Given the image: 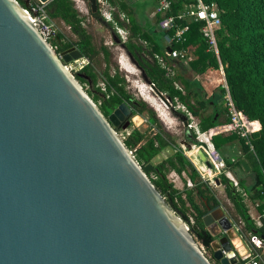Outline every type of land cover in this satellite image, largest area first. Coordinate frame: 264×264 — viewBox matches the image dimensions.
<instances>
[{
  "label": "water",
  "instance_id": "obj_1",
  "mask_svg": "<svg viewBox=\"0 0 264 264\" xmlns=\"http://www.w3.org/2000/svg\"><path fill=\"white\" fill-rule=\"evenodd\" d=\"M87 1L96 12L97 0ZM76 74L85 76L67 68L26 6L0 0V264H212L117 133L129 107L104 116ZM219 209L202 216L210 234L214 222L225 233L211 241L212 257L243 264Z\"/></svg>",
  "mask_w": 264,
  "mask_h": 264
},
{
  "label": "trees",
  "instance_id": "obj_2",
  "mask_svg": "<svg viewBox=\"0 0 264 264\" xmlns=\"http://www.w3.org/2000/svg\"><path fill=\"white\" fill-rule=\"evenodd\" d=\"M23 6H28L35 0H18ZM109 8V19H105L99 9L91 12L92 17L111 30L115 40L122 44V48L130 53L136 60L154 86L169 98L170 110L174 116L182 121H188V113L198 118L197 129L200 132L220 124L218 113L225 114L228 121V111L224 103L226 89L219 84L217 91L208 99L199 92L200 86L196 80L176 72H170L172 64L160 49V46L151 34L144 30L133 18L132 8L124 0H102ZM170 6L164 16H157V21L167 15L176 16L178 11L184 10L185 5L195 0H169ZM204 3H214L220 18V26L215 30V52L209 48L199 27L201 21L189 20L187 29L179 39L173 37L175 26L166 29L172 37L171 49L187 50L194 46L195 57L189 61L190 67L197 73L207 69H223V78L227 85L230 98L236 108L242 110L250 120H257L260 127L248 135L247 142L236 132L228 134L217 133L211 136L210 141L217 150L231 140H237L241 145V156L235 159L223 157L225 167L236 164L242 167L240 161L245 158L253 173V181L247 186L245 179L238 176L235 187L224 173L215 178L224 186L234 212L228 213L229 219L238 226L237 232L248 240L249 235L259 236L264 243V216L257 225L248 212L245 197L250 201H257V209H264V0H202ZM89 6V5H88ZM45 13L49 19L60 20L72 33L66 37L57 31L47 40L56 52L76 48L82 57L88 59L79 73L76 74L79 82L87 83V94L97 104L98 108L108 116L119 104L125 103L130 109V116L146 114L147 121L152 125L153 131L146 134L138 128H133L123 138L124 143L149 176L157 190L170 199L173 208L179 211L180 216L189 225L191 235L200 246L212 264H219L212 257L211 241L214 236L210 234L202 221V216L208 209L220 204L209 180L201 177L192 161L184 154L181 145L177 143L171 133L162 125L155 110L145 100L136 97L128 89L125 77L116 64L110 61L109 49L101 44L96 46L93 37L84 25V15L75 6L74 0H49L44 5ZM184 22L176 19V25ZM117 29L125 32L122 40ZM161 57L162 61L157 57ZM103 60L104 66L99 67ZM76 72V73H78ZM102 83V84H99ZM221 100L220 108L211 113L203 114L201 111L212 101L215 105ZM179 104L178 108H176ZM184 107L182 110L180 107ZM189 129V136L185 137L187 143H196V132ZM209 145V144H208ZM251 145V146H250ZM170 149L165 157L154 163L152 159L161 151ZM211 149V148H209ZM217 169L216 167H214ZM173 171L183 180V188L179 189L168 179L167 174ZM184 174V176H182ZM215 180V179H214ZM189 181L190 184H187ZM242 262V260H241Z\"/></svg>",
  "mask_w": 264,
  "mask_h": 264
},
{
  "label": "rangeland",
  "instance_id": "obj_3",
  "mask_svg": "<svg viewBox=\"0 0 264 264\" xmlns=\"http://www.w3.org/2000/svg\"><path fill=\"white\" fill-rule=\"evenodd\" d=\"M129 1H131V0H129ZM84 2H85V7H86L85 11L83 12V15L85 17V19H84L85 27L87 28V30L92 35L93 42L97 47L100 46L101 44H103L109 49L110 61L112 64H116L118 66V68L120 69L122 75L126 79L127 86H128V89L130 90V92H132L136 97H139V98L145 100L151 107H153V109L155 110L156 115L160 119L162 125L171 133V135L174 137V139L177 141V143L181 145V148L185 152L184 154H187L186 156H188L189 159H191V160L195 159V155H197L196 153H197V151L199 152V150L203 151L204 154L206 155L204 150H207V149H206V147L203 148V146L200 144V142H199L200 140H199L197 133H196V137H197L196 140L197 141L195 144H191V148H189V150H188L187 146L181 142V141L185 140L184 133H185V130L187 128L183 124V121L180 118H178L177 116H174L171 113L170 107L166 106L157 97V95L151 90V88H149V86L143 81V79L140 75L139 69H137L130 62L128 56L126 55V52L124 51V49L120 45V42L115 40V38L111 34L110 29H108L106 26L102 25L101 23H99L98 21H96L92 17V15L90 14V11H89L88 1L84 0ZM132 3H136L133 5V7L139 13L143 7L141 0H134V1H132ZM151 4L153 7H156V5H157V4H155V2H151ZM108 8H109V6L105 2H103L102 0H97V9H99L101 14L107 20L109 19ZM49 21L52 24L51 28H53V30L55 32L59 31V32L63 33L66 37H72L73 36L72 33L70 32L69 28L64 23H62V21L55 20V19H49ZM159 26L161 27V22H159ZM116 31L120 35L121 39L123 40L125 38V35H126L125 32L121 29H117ZM59 56L64 61V63H66V65L68 67H70V69H72L71 71L73 73H76L80 70L79 65H80L81 57H80V54L78 53V51L76 50V48L65 49V50L59 52ZM103 66H104V62H103V60H101L99 67H103ZM217 73L219 76H221V78H223L222 73H220L219 69H217ZM79 84L81 85V87L83 88L84 91H86V89L89 88V85L87 83L79 82ZM99 84H102V83H99ZM220 84H222V86H223L222 79H221ZM216 91H217V88H216ZM199 92L201 94H203L204 98L206 97L205 93H203V91L201 90V86H200ZM178 106H179V104H177L176 108H178ZM180 108L182 110H184V107L181 106ZM219 108H220V105H217L214 110H216V109L218 110ZM214 110H212L211 108H208L206 106L201 112L203 114H207V113H211ZM216 113L218 115V119L222 120V118L224 117L223 113H218V111H216L215 114ZM126 119L129 120V124L125 128L122 127V124L124 121H122L121 123H118L116 126V131L121 138H124L129 133V131L133 128H138L139 130L145 132L146 134L153 131L152 125L147 121L146 114H143V115L136 114L133 116L129 115ZM188 120H189L188 121L189 123L187 124L188 128H189V125L193 126L191 128H194V126L196 127L197 122H198V118L196 116H192L188 113ZM205 136L208 137V134H205ZM201 138L203 141H206L209 144V141L206 140L204 136H201ZM208 139H209V137H208ZM209 148H211L210 144H209ZM207 151H209L210 156L214 153L215 158L217 157L216 161L220 165L219 169L216 167V163H214V161H212V160L209 161L212 164L211 166L207 165V163H202L201 166L197 165L198 167L196 165H194V166L200 172V175L202 178H204V179L208 178L207 180H209V182H210V184H211V186L215 192L216 197L218 198V200L221 202V204L223 206L225 213L227 214V212H228V213L235 214L232 203H231L229 197L227 196L225 190H223V186L218 185V187H216V185H215V180H214L215 177L221 172L225 174V171H224L225 164L221 162L220 156H218V154H216L217 152L215 150L209 149ZM217 151L220 155L221 154L227 155V158L230 160H232L236 157V153L234 152V150L229 149V147L227 149H224V150L222 149L220 151L219 150H217ZM169 152H170L169 148L161 151L157 156H155L152 159V161L154 163H156L161 158L168 155ZM197 158H199V156H197ZM214 167H216L218 170L215 169ZM167 176H168V179L174 184V186L176 188H179V189L183 188L184 183H183L181 176H179L178 174H176L173 171H170L167 174ZM182 176H184V174ZM209 176H211V177L209 178ZM232 182H233L235 187L241 189L239 187V185L236 183L237 181H232ZM247 182L248 181L246 178L245 183L248 186ZM245 200H246V198H245ZM246 202H247L246 204L249 206L248 207L249 214H250V210H251V216L253 215L254 217H257V213H256V210L254 209V207L251 206L247 200H246ZM234 226H235V224H234ZM235 227L238 229V226H235Z\"/></svg>",
  "mask_w": 264,
  "mask_h": 264
},
{
  "label": "built area",
  "instance_id": "obj_4",
  "mask_svg": "<svg viewBox=\"0 0 264 264\" xmlns=\"http://www.w3.org/2000/svg\"><path fill=\"white\" fill-rule=\"evenodd\" d=\"M46 3L47 2L35 0L29 3V5L26 7V11L31 15L32 20L34 24L36 25V27L38 28L41 35L48 39L51 35L55 33V31L53 30V28H51L52 24L50 23L49 18L44 10V5ZM75 6L77 7V4H75ZM169 6H170L169 0H157L156 12L164 16L166 11L169 9ZM175 17L176 19L184 20V22H182L179 25H176ZM189 20L202 22L201 26L199 27V30L202 36L205 38L209 48H211L212 50L216 52L217 48H216V40H215V30L220 26V18H219L218 10L215 4L214 3H204L202 0H195L194 2H190L186 4L185 9L178 11L176 16L167 15L163 17L160 22H161V27L163 29H168L171 26H175L173 37H175L176 39H179L182 36V34L186 31L188 27L186 22ZM165 55L167 57L170 56V57L184 58L186 56V50L179 51L176 49H173V50L170 49L169 52H165ZM157 57L159 58L161 62H163L161 57L159 56ZM86 63H88V59L81 56L79 69ZM67 68L69 70H72L68 66ZM220 70L223 76V69L221 66H220ZM222 82H223V86L226 89V92L223 98H224V103L228 111L227 113L228 118H229L228 121L217 124L203 132H200L197 129V126L196 127L194 126L193 129L197 133L198 137L204 136L206 140H209L212 135L217 134V133H225V132L234 131L238 133L241 137L245 138L247 142H249L248 135L251 132L257 130V128H255V125H254L256 121L250 120L242 110L236 108V106L233 104L230 98L224 78H222ZM189 127L191 128L193 126L189 125ZM205 134H208L209 139L207 136H205ZM199 140H202L201 137ZM211 145L212 143L210 144V146ZM204 151L206 153V156L209 159L210 157L209 151L207 150H204ZM211 156L215 158L214 153ZM221 162L224 163L222 160ZM216 166L219 169L220 165L218 164V162H216ZM187 184H190L189 181L187 182ZM248 243H249V252L247 253V255H245V257H243L245 261L242 263L243 264H261L260 259L262 258V256L260 254V250L264 248L263 240L259 236L255 234H251L249 235Z\"/></svg>",
  "mask_w": 264,
  "mask_h": 264
},
{
  "label": "crops",
  "instance_id": "obj_5",
  "mask_svg": "<svg viewBox=\"0 0 264 264\" xmlns=\"http://www.w3.org/2000/svg\"><path fill=\"white\" fill-rule=\"evenodd\" d=\"M124 1L132 8V16L136 20V22L144 30H147L151 34V36L156 40V42L160 46V49L163 52H168V50L171 49L170 45H171L172 37L169 35V33L166 31V29H163L159 26L160 21H157V16L158 15L161 16V14L156 12L157 5H156V7H153L151 4V2H155V4H157V0H141L143 7L139 13L133 7V5L136 4V3H132V1H134V0H131V1L124 0ZM75 4H77L79 11L83 14V12L86 9L84 0H75ZM193 50H194V46L188 47V49L186 50V56L184 58L168 56V60L172 64V68L170 69V72L171 73L172 72L173 73L174 72L180 73V74L184 75L185 77L189 78V80H196L198 82L199 86H201V90L203 91V93H205V95H206L205 98L208 99L209 97H211L213 94L216 93V88L220 84L222 78H221V76L218 75L217 69H207L205 72H202V73L195 72V70H193L189 65V61L195 57ZM219 71L221 73L220 68H219ZM220 103H221L220 99L216 102L215 105L212 103V101H210L207 103V107L214 110L217 105H220ZM216 115H217V113H216ZM223 115H224V117L222 118V120L218 119L220 121V123L225 122L226 116H225V114H223ZM255 121L258 123V126L260 127L259 122L257 120H255ZM228 133L229 132H227V133L225 132L224 134H228ZM200 137L201 136H199V139H200ZM201 141L205 142L207 145L206 147L209 148V145L206 141H203V140H201ZM208 141H209V144H211V141L210 140H208ZM210 147H211V149H213L217 152L218 156H220V160L223 161V157H227V155H225V154L220 155L218 153L217 149H215L213 147V145ZM228 147H229V149L234 150V152L236 153V157H239L242 155L241 154L242 153L241 152V145L236 139L228 141L221 146V148L223 150L227 149ZM188 150H189V148H188ZM199 152H200V154H203L204 159L201 158V156L198 154V151H197V153H196L197 155H195V159H192V160L190 159L192 161V163L196 166L197 165L201 166L202 163H207V165L211 166L212 164L209 162V159L204 154V152L201 150H199ZM185 155H187V154H185ZM197 156H199V158H197ZM206 160H208V162H206ZM214 160L216 161L217 157L214 158ZM242 160H245V162L247 163V160L245 158H243ZM231 168L232 169H229L227 167L224 168L225 175L230 180L237 181L238 176H240L244 179L247 178V181H248L247 184H248V186H250V184L253 181L252 180L253 179V173L249 170L250 169L249 165H248V170H245L243 167H239L236 164H234ZM210 177L211 176H209V178ZM205 179H208V178H205ZM215 185H216V187H218V185H222V184L221 183H219V184L215 183ZM223 190H224V186H223ZM245 198L248 201V203L254 207V209L256 210V213H257V217H254L253 215L251 216V210H250V216L253 218V220L255 221V223L257 225H260V218L262 216H264V209L262 212H260L257 209V203H258L257 201L252 202L247 197H245ZM246 200H245V203H247ZM220 207H221V209H219V211L218 210L215 211L216 215L221 213L222 210L225 214V211L223 209L221 202H220ZM247 207H249V206L247 205ZM230 227H233L234 230H230V234H231L230 236L231 237L228 238L229 243L231 245V248L235 250L237 256L242 260V262H244L245 259H243V257H245V255H247V253L249 252L248 240H244V238L237 232V228L234 226L233 223L231 224ZM211 229L213 230L214 233H216V235L214 236L215 242L219 243V238L221 236H225L224 231L221 230L220 227H218L215 222L212 223ZM260 254L262 256L260 261L262 264H264V248L260 250Z\"/></svg>",
  "mask_w": 264,
  "mask_h": 264
},
{
  "label": "bare ground",
  "instance_id": "obj_6",
  "mask_svg": "<svg viewBox=\"0 0 264 264\" xmlns=\"http://www.w3.org/2000/svg\"><path fill=\"white\" fill-rule=\"evenodd\" d=\"M122 108H123L124 112L127 111L124 105H122ZM254 125H255V128H258V127H259L257 122H255ZM207 150H209V148H207ZM210 150H211V149H210ZM211 160L214 161V163H216V161L214 160V158H213L212 156L209 157V161H211ZM216 167H217V166H216ZM212 171H213V170H212ZM213 172H214V171H213Z\"/></svg>",
  "mask_w": 264,
  "mask_h": 264
},
{
  "label": "flooded vegetation",
  "instance_id": "obj_7",
  "mask_svg": "<svg viewBox=\"0 0 264 264\" xmlns=\"http://www.w3.org/2000/svg\"><path fill=\"white\" fill-rule=\"evenodd\" d=\"M150 88V87H149ZM170 107V106H169ZM121 123V122H120ZM186 130H187V128H186ZM186 130H185V133H184V135H185V137H187V136H189V134H186ZM187 135V136H186ZM186 141V140H185Z\"/></svg>",
  "mask_w": 264,
  "mask_h": 264
}]
</instances>
